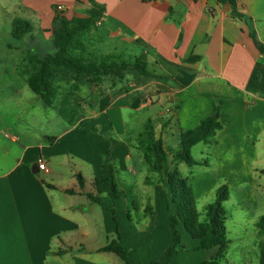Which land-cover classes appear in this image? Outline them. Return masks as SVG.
Listing matches in <instances>:
<instances>
[{
	"label": "crops",
	"instance_id": "obj_1",
	"mask_svg": "<svg viewBox=\"0 0 264 264\" xmlns=\"http://www.w3.org/2000/svg\"><path fill=\"white\" fill-rule=\"evenodd\" d=\"M236 2L238 15L219 0H12L6 5L17 10L11 24L25 19L34 32L21 47H8L24 49L28 58L11 60V69L0 64V104L9 99L0 111V264H120L116 254L99 252L109 243H96L99 235L109 241L114 233L112 208L131 261L165 264L173 240L169 187L163 173L145 161L140 135L154 126L164 148L170 135L178 137L179 151L182 133L214 116L216 105L221 129L192 148L193 156L194 148L203 146L194 157L200 164L187 165V176L183 162L168 151L169 167L188 178L197 208L198 199L217 192L223 181L238 189L239 209L257 210L252 220L261 252L264 54L252 34L264 46V0ZM96 8L101 17L87 34L90 51L119 61L144 55L149 75L130 71L94 86L84 74L61 72L54 78L55 102L46 105L27 82L36 70L33 59L54 51L52 30L61 20L86 18ZM20 63H31L34 71L21 73ZM41 159L49 173L39 170ZM144 163L160 175L158 181L144 176ZM111 172L122 192L118 205L108 195L94 203L88 197L95 194L94 180ZM202 178L211 181L209 189ZM134 188L153 193L149 221L140 232L127 221L126 194ZM179 228L182 249L170 264H200L217 253L195 250L199 241Z\"/></svg>",
	"mask_w": 264,
	"mask_h": 264
},
{
	"label": "trees",
	"instance_id": "obj_2",
	"mask_svg": "<svg viewBox=\"0 0 264 264\" xmlns=\"http://www.w3.org/2000/svg\"><path fill=\"white\" fill-rule=\"evenodd\" d=\"M228 3L232 7L234 15H238L236 0H219ZM101 17L99 9H93L86 18L61 20L59 25L52 30L53 52L39 56L36 60V70L29 76L27 82L30 89L39 95L46 105L52 106L55 102L58 88L54 85V78L58 73L82 74L91 78L94 86L103 82L105 77L123 79L130 71L142 75H149V62L147 57L140 55L133 61H119L110 55L96 56L87 46V34L95 29ZM34 32L33 25L25 20L16 18L11 24V37L17 41L25 40ZM255 45L264 54V46L256 40L252 34ZM214 116L204 120L193 129L182 133L180 150L173 154L175 162H183L192 167L200 164L192 156V148L201 142H208L221 129L219 123V106L216 105ZM140 142L146 139L152 145L140 143L139 147L144 151L145 161L155 171L162 172L165 183L169 187L168 210L172 231V243L167 249V261L170 264L173 256L182 249V234L179 226L183 225L188 234L199 241L195 250H213L217 253L210 259L200 264H220L224 260V254L231 243L227 237V215L224 204L230 198L229 187L224 184L218 188L215 201L205 208V219L200 220L196 198L188 178L184 177L177 168L170 170L168 151L164 148L161 138H156L151 125L140 135ZM79 183L83 187L84 179L79 176ZM95 194L88 197L96 204L100 203L102 195H108L115 203L121 198L117 179L111 172L109 175L96 178L93 182ZM73 193L72 191H68ZM116 221L115 210H112ZM261 235H264V217L259 221ZM118 238L114 239L99 252L116 254L124 264H132L130 253L122 245V237L117 229ZM151 264H159L153 262ZM261 264H264V243L261 244Z\"/></svg>",
	"mask_w": 264,
	"mask_h": 264
},
{
	"label": "rangeland",
	"instance_id": "obj_3",
	"mask_svg": "<svg viewBox=\"0 0 264 264\" xmlns=\"http://www.w3.org/2000/svg\"><path fill=\"white\" fill-rule=\"evenodd\" d=\"M7 1V3H6ZM12 0H0V64L3 63L5 68H12V61L13 59H22L26 57L28 58L27 54H25L24 49H21L19 52H16L13 49H10L8 47H16L20 44H24V42L31 41V40H23V41H17L14 40L10 33H11V21L14 18V13L17 11L13 7L6 6L7 4H10ZM20 16V14H19ZM21 47V45H20ZM54 49V47H53ZM22 52V54L20 53ZM20 54V55H19ZM2 67L0 66V69ZM34 71V67L31 63L22 64L20 63V72L21 73H27V75L31 74V72ZM7 73V72H5ZM3 73L0 72V75ZM8 75V74H7ZM15 83L20 84L21 81H16ZM9 99L3 100V102L0 104V111L1 108L5 107V104H8ZM28 102V101H27ZM21 117L24 118V115L21 114ZM18 122V121H17ZM0 123H2V120L0 118ZM139 124L137 125V129H139ZM154 135H155V128L152 126ZM142 130V129H141ZM156 137V136H155ZM157 138V137H156ZM171 141H168L166 143V150L176 153L178 150L179 145V138H173L170 135ZM143 144L146 143L147 147H150L152 144L149 143L146 139H143L141 141ZM139 142V145L142 143ZM141 143V144H140ZM203 146H198L194 148V154L193 158H199L201 151L203 150ZM194 158V159H195ZM231 162V160H230ZM238 167H236L237 170H239V163H237ZM143 173L145 175H152V181L156 182L160 179V175L151 171L147 164H143ZM182 169L184 174L189 176L190 167H188L185 163H182ZM198 172H194V175H197ZM239 178V175L236 176ZM225 180V179H223ZM139 182V181H138ZM202 187L204 190L209 189L211 186V181H209L207 178H202L200 180ZM217 182H219V179H217ZM222 184H226L229 187L230 191V198L229 201H227L224 204L226 215H227V235L231 243L229 244L226 253L224 254L225 259L220 264H261V252L260 248L258 246V237L255 234L254 226H253V220L252 216L256 214L257 210H255L253 207L250 206V209L241 210L239 209V191L236 188H230V185L228 182L223 181ZM214 188V187H213ZM211 188V189H213ZM152 189V188H151ZM125 190V189H124ZM132 193H127L126 196L129 199V208H128V217L127 221L134 227V232H140L141 228H145V225L149 221L150 217V211H148L146 208L150 206L151 202L153 204V193H146L143 190H138L136 188L131 189ZM124 198V197H123ZM216 198V191L211 193H206L202 195L198 199V209L200 210V217L203 220L205 215V207L209 204H212L215 201ZM112 199V198H111ZM113 201V200H112ZM120 199L115 203V206H117ZM117 204V205H116ZM167 205H168V198H167ZM150 208V207H149ZM264 208V207H263ZM115 210V213H117L116 208L111 209ZM169 212V210H168ZM262 216L264 215V209L262 211H258ZM113 216V215H112ZM156 216V215H155ZM259 220V219H258ZM115 227H114V233L113 235H110L109 241L107 240L106 235L100 236L96 243H111L114 239L118 238L117 235V229L119 230V233L122 237V245L125 239L123 227L120 225L118 218L116 217V221H114ZM122 224V223H121ZM179 231L181 232V229L179 228ZM130 235V228H127L126 234ZM264 243V236L261 237V244ZM124 247V246H123ZM127 250V249H126ZM130 253L129 250H127ZM117 261L120 264H124V262L119 258L117 255H115ZM157 260V259H155ZM132 262V261H131ZM133 263V262H132ZM134 264V263H133ZM151 264V263H150Z\"/></svg>",
	"mask_w": 264,
	"mask_h": 264
},
{
	"label": "built area",
	"instance_id": "obj_4",
	"mask_svg": "<svg viewBox=\"0 0 264 264\" xmlns=\"http://www.w3.org/2000/svg\"><path fill=\"white\" fill-rule=\"evenodd\" d=\"M59 9H61L59 7ZM39 170L44 172V173H49V169L47 167V162L44 159H41L38 163Z\"/></svg>",
	"mask_w": 264,
	"mask_h": 264
}]
</instances>
